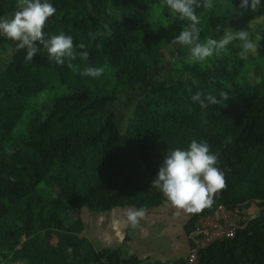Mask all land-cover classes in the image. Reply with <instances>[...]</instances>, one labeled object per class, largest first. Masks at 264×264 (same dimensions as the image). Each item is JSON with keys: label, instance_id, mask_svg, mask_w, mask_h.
<instances>
[{"label": "trees", "instance_id": "1", "mask_svg": "<svg viewBox=\"0 0 264 264\" xmlns=\"http://www.w3.org/2000/svg\"><path fill=\"white\" fill-rule=\"evenodd\" d=\"M16 2L0 0V17L13 14ZM198 2L201 41L264 18V0L255 11L240 9L241 0H213L211 9ZM49 3L56 13L46 22V36H71L74 45H85L76 51L86 50L88 58L71 61L73 71L68 60L58 65L38 45L26 60V49L0 35V58L7 49L12 53L0 70V262L139 264L135 257L112 252L106 259L108 252H95L70 214L165 204L151 182L169 149L197 140L218 155L226 187L196 213L189 234L220 205L258 210L234 237L202 248L200 264H264V21L250 35L259 41L257 54L243 55L233 41L227 55L194 62L185 46L171 43L189 22L165 0ZM105 25L111 36H89ZM165 65L172 79H151ZM88 66L104 72L81 75ZM197 91L218 99L227 91L229 99L201 107L191 99ZM131 92L142 95L120 128L112 105ZM167 263L186 264V257Z\"/></svg>", "mask_w": 264, "mask_h": 264}, {"label": "clouds", "instance_id": "2", "mask_svg": "<svg viewBox=\"0 0 264 264\" xmlns=\"http://www.w3.org/2000/svg\"><path fill=\"white\" fill-rule=\"evenodd\" d=\"M165 3L179 20L189 22L171 43L187 46L192 61L204 62L214 55L219 56L222 53L227 55V46L233 41L241 42L243 55L258 53L259 41L251 39L245 29L236 30L228 27L221 38L209 37L201 41L198 27L200 17L195 12L196 8L201 7L198 0H165ZM260 4L261 0H241L239 7L242 10L255 11ZM202 6L206 9L213 8V0H204ZM15 7L17 10L11 17H0V35L17 42V50L26 49V60H33L40 51L38 45L43 47L56 64L62 65L68 60L67 66L73 71L77 70V66L71 61L77 56L83 61L87 60L86 50L76 51L77 47L85 48L83 43L74 45L72 37L64 33L46 36L43 31L46 22L56 13L55 7L49 3V0H17ZM111 34V30L105 25L104 32L89 33V36L95 39L96 35L111 36ZM103 72V67L88 66L80 74L98 77ZM191 99L201 107H207L225 103L229 99V94L227 91H220L218 99L212 94L202 95L197 91ZM217 165L218 155L210 150L208 143L192 140L186 149L168 150L151 186L159 189L174 208L189 214L198 213L210 207L214 203L215 196L226 187L224 172ZM147 214L148 209L145 207L129 209L126 220L133 229L142 230L140 221ZM67 251L71 253L72 249L68 248Z\"/></svg>", "mask_w": 264, "mask_h": 264}, {"label": "crops", "instance_id": "3", "mask_svg": "<svg viewBox=\"0 0 264 264\" xmlns=\"http://www.w3.org/2000/svg\"><path fill=\"white\" fill-rule=\"evenodd\" d=\"M129 209L134 208L103 212L82 208L72 211L69 221L82 225L78 235L85 237L95 252H108L106 259L112 252L123 258L135 257L138 261H175L186 257L190 248L189 231L193 227L191 221L196 213H186L166 202L148 210L147 216L140 221L141 230L129 226L126 220ZM253 209L256 208L249 209L252 216L258 213ZM52 243H57L56 237L52 238Z\"/></svg>", "mask_w": 264, "mask_h": 264}, {"label": "built area", "instance_id": "4", "mask_svg": "<svg viewBox=\"0 0 264 264\" xmlns=\"http://www.w3.org/2000/svg\"><path fill=\"white\" fill-rule=\"evenodd\" d=\"M249 210H243L241 207L229 209L220 205L216 211L199 219L197 229L189 234L190 248L186 255V264H200L199 252L202 248L217 240L232 238L237 231L245 227L252 218ZM0 264H5L0 262ZM14 264H28L22 261H16ZM139 264H168L167 261L153 262L150 260H141Z\"/></svg>", "mask_w": 264, "mask_h": 264}, {"label": "rangeland", "instance_id": "5", "mask_svg": "<svg viewBox=\"0 0 264 264\" xmlns=\"http://www.w3.org/2000/svg\"><path fill=\"white\" fill-rule=\"evenodd\" d=\"M4 17H11V15H6ZM263 21H264V18L258 17V18H256V20L252 21L250 24L245 25L242 29H245L246 31H248L249 35H251L252 33H257L258 30L256 27L258 26V24H260ZM237 42L241 43L240 41H237ZM185 47L187 49V52L189 53L188 47L187 46H185ZM11 55H12L11 49H7L4 51L3 57L0 58V70L1 69L3 70L4 67L7 65ZM150 76H151V79H153L155 77H160V78H165V79L171 80L173 77V74L170 71L169 65H165V66H162L161 68L154 69L151 72ZM141 95H142L141 92H131V93L127 94L126 96L122 97L120 102H118L115 105H112L117 111V115H118L117 121L119 122L120 128H123L125 126L127 118L133 109L135 101ZM253 210L257 211L256 209H253ZM18 261L25 262L23 260H18Z\"/></svg>", "mask_w": 264, "mask_h": 264}]
</instances>
